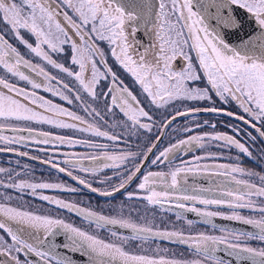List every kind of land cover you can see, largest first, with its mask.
<instances>
[{
	"label": "snow or ice",
	"instance_id": "1",
	"mask_svg": "<svg viewBox=\"0 0 264 264\" xmlns=\"http://www.w3.org/2000/svg\"><path fill=\"white\" fill-rule=\"evenodd\" d=\"M141 31L150 44L136 52L130 37ZM178 58L184 61L179 70ZM202 113L222 117L229 131H216V123L198 119ZM118 114L123 119L109 125L108 118ZM180 119H190L192 126L173 129ZM205 126L213 131L160 147L167 130L179 137ZM133 137L137 150L129 143ZM257 141L264 144V0H0V153L27 157L17 146H51L42 163L91 193L113 199L122 194L145 204L143 212L131 208L125 215L120 208L106 215L39 194L90 226L107 229L111 239L106 240L57 216L12 206V197L0 193V264H32L21 254L34 255L40 264H73L49 240L60 233L66 237L61 247L79 252L87 264H232L216 255L221 249L237 264H264V172L241 162L256 159L250 148ZM61 146L92 151L60 153L66 158L58 161ZM201 149L202 155L186 158ZM224 149L236 150L231 162H219ZM260 153L264 159V148ZM150 166L158 170L144 171ZM105 169L119 182L105 176L99 183L107 187H94L88 177L95 179ZM0 173L8 177L0 187L18 193L80 191L16 180L21 173L14 169L0 167ZM190 176H208L210 186L189 183ZM137 180L135 190L128 191ZM165 205L180 210L177 220L194 213L220 234L156 223L149 208L154 212ZM216 218L248 227L217 225ZM193 224L187 220L189 229ZM162 242L184 245L195 258H179L159 247Z\"/></svg>",
	"mask_w": 264,
	"mask_h": 264
},
{
	"label": "flooded vegetation",
	"instance_id": "2",
	"mask_svg": "<svg viewBox=\"0 0 264 264\" xmlns=\"http://www.w3.org/2000/svg\"><path fill=\"white\" fill-rule=\"evenodd\" d=\"M130 40H132L133 42V47L135 49L136 52H142L144 47L148 46L150 44V37L147 33L141 31L140 33H138L135 37H130ZM138 42V43H137ZM191 55L194 57L195 54L191 53ZM184 66V61L182 58H178L176 61H174V67L179 70L181 67ZM126 83L131 84V80L130 78H126L125 79ZM103 86V82L101 87ZM42 95H45L48 98H51L54 100V102L56 103H60L63 104L66 107H70L72 108V106H68L66 104V102L60 101L58 97H51L50 94L48 93H41ZM190 104L195 103V102H188ZM199 106H205V102H201ZM219 106V105H218ZM100 107H103V104L101 103ZM232 110H235L234 108ZM118 113V110H116ZM83 114V113H81ZM123 119L122 114H118L116 116L110 117L108 118L109 121V125L114 124V123H119L121 120ZM198 119L200 120H209L210 123H216L217 124V129L216 131H220V132H228L229 130L223 126V124L221 123V120L223 119L222 117L219 116H214L212 114H207V113H202L200 114V116L198 117ZM189 126L191 127V120H184V119H180L178 120L175 124H173L172 128L173 129H182L183 126ZM49 130V128H47ZM44 129V130H47ZM106 130L109 131H115L118 134L121 133V129L120 128H107ZM57 132H63L65 134H71V130H55ZM213 130L211 129V127L209 126H205L203 129H196L194 132L192 133H183L181 131V133L179 134V137H177V133L173 130H167V135L164 136L163 138V142L160 145L161 148L166 147L169 143V141L171 142H175L176 138H185L186 135H195L198 134L200 132H212ZM5 134H9L10 133H5ZM254 135H257L255 132L253 133ZM77 136H79V133H76ZM101 142H105L107 143V141H101ZM129 143L132 146L133 150H137V145L135 144V137H133L132 141H129ZM121 147H124L123 144L120 145ZM19 148L20 151H27L29 153V156L27 157H21L16 155L15 153H0V165H3L4 163L11 160H19L22 162H26L27 164H31V165H37V166H41L43 168L46 169L47 172V177L48 176H56L59 177L61 182L60 184H65L69 187H77L80 189V191H78L77 193H70V192H66V191H60V190H52V189H44L43 191V195H48L50 197H54L52 196L53 193H57L59 194L60 197H56L57 199H62L64 201L67 202H73L78 204L81 207L84 208H89L91 210H94L96 212H102L103 214L106 215H113L114 212L119 211L120 208H123L125 213L128 212L129 207H133L136 208L140 211H144L145 208V204L142 201L139 200H134V201H127L126 200V196L122 195V194H117L115 199H113L112 197H102L99 196L98 194L95 193H91L88 189L83 188V186L78 185L76 181H73L70 177L66 176L63 173H59L57 172L55 169H52L50 167V165L48 164H44L42 163L43 160L48 158V155L52 154V148L51 146H44V145H29L28 147H21V146H17ZM40 147H46L49 149L48 153L45 152H40L37 149ZM264 148V144H260L259 141H257L256 145H252L250 150L253 151L254 156L256 157L255 160L252 159H248L246 157H242V165L245 168H250L253 169L255 171H262L264 172V159L260 158V149ZM211 151H218V149L215 146H212L210 148ZM86 151H92L90 149H85L83 147H76V148H69L67 146H61L57 152H56V159L58 161H62L63 159H65L66 157L63 155H60V153H71V152H86ZM236 150L233 149L231 152H229L227 149H224L222 152V159L219 161L221 163H228L231 162L229 160V157H233L235 155ZM204 153V150H195L193 153L189 154L188 157L186 158H191V155H202ZM35 156L38 157V159H31L30 157ZM6 160L4 161L3 159ZM14 160V161H15ZM178 162V161H177ZM87 163V162H85ZM4 166V165H3ZM61 166H64L63 164ZM19 167V165H18ZM162 167V166H161ZM147 170H158L155 166H150L146 169H144V171ZM74 174L76 175H83V173H79L78 170H74ZM105 176H109L113 178V183H118V178L116 176H114L113 170L112 169H105L102 173L99 174V176L95 179H93L91 176L88 177V179H90L93 183L94 187H107V185H101L99 183L100 180L104 179ZM3 177V176H2ZM8 178L7 175L5 174V176L3 177V179ZM0 179L2 180V178L0 177ZM216 178H211V180H215ZM6 180V179H5ZM8 182V180H7ZM47 183H53L51 181V178H47ZM64 182V183H63ZM139 183V181H135L128 189V191H133L135 190L136 184ZM189 183H196V184H202L205 187L210 186V178L208 176H198V177H189ZM1 189H4V193L5 195H9L12 197V200L9 201V203L12 206L15 207H22L25 208L26 205H19L18 203L22 200L25 201L27 203H30V205H33V202H31V199H35V197H31L29 198L31 195V193L29 192L28 195H23V196H18L19 193L16 191H12L13 189H5L3 187H0V192L2 191ZM2 193V192H1ZM3 193V194H4ZM68 195H73L72 200H69L67 198ZM3 202V201H0ZM46 204H48L49 206H53L54 208H57L55 205L49 204L46 201ZM60 212H61V216L63 217L62 219H64L66 222L73 224L75 227L81 228L84 231H87L89 233L98 235L100 238L106 239V240H110L111 236H110V232L107 229H97L95 227V225H89V223L84 220L82 217L76 215L75 213H70L65 209H59L57 208ZM113 209H116V211H113ZM179 209H175L174 207H170L168 205H165L164 209H160L157 208L155 209V211L153 212L150 208H149V216L151 217L152 215H155L156 218V223H160L161 221H163V218L166 217L170 220H173L172 222L174 223V221L176 223H178V221H184L187 222L188 219L185 216V219L182 220H177L176 218V212H179ZM111 212L113 214H111ZM244 213H247V211H245ZM186 214V213H185ZM184 214V215H185ZM174 218V219H171ZM219 219V218H216ZM169 220V221H170ZM193 220V219H191ZM195 225L201 226L204 229L208 230V231H214L213 234H218L217 230L212 229L210 226L208 225H204L202 223H200L199 221L193 220ZM233 222V221H232ZM238 223V222H236ZM173 225V224H172ZM171 225V226H172ZM174 225H177L174 223ZM164 226V224L162 225ZM192 226V227H193ZM174 227V226H173ZM171 228V227H169ZM186 230V229H185ZM123 231V230H120ZM189 231V230H186ZM3 234V233H1ZM49 240L57 245V251L60 252L62 255H68L70 256V258L73 261V264H87V258L83 257L79 252H67L65 249H63L61 247V245L65 242L66 237L63 233H60L54 237H49ZM163 243V242H162ZM170 245H174L168 242H164ZM180 247L186 248L184 245H178ZM21 257L23 260H28L27 257L32 258L35 262H38L40 264L39 258L35 257L32 254H29L28 256H25L24 254H21ZM29 261V260H28ZM33 264V263H32Z\"/></svg>",
	"mask_w": 264,
	"mask_h": 264
},
{
	"label": "rangeland",
	"instance_id": "3",
	"mask_svg": "<svg viewBox=\"0 0 264 264\" xmlns=\"http://www.w3.org/2000/svg\"><path fill=\"white\" fill-rule=\"evenodd\" d=\"M37 127H40V126H37ZM44 129H47L48 126H43ZM48 130V129H47ZM4 161L6 160L3 159ZM15 160V159H14ZM11 160V161H8L6 163H4L3 165H0V167H3V168H6V169H14L16 172H19L21 173L20 176L18 177H14L16 180H20V179H26V180H29L30 182H46L47 181V178H51V181L53 183H60L61 180L59 177H56V176H48L47 177V172L45 168L41 167V166H37V165H31V164H27L26 162H22V161H19V160ZM18 162V163H17ZM19 165V167H18ZM27 165V170H25L24 166ZM5 176V174L3 173H0V177L2 178L3 181L7 182L8 178H5L3 179V177ZM1 180V179H0ZM64 183V182H63ZM2 193H4V189H1ZM12 191H15V190H12ZM43 191L44 190H39V193L37 196H30L29 198L31 197H35V199H31V202H33V205H30V203H27L25 201H20L18 204L19 205H23L25 204L26 207L24 209H27V210H30V211H33V212H36L37 214H41V215H53V216H57L59 218H63L61 216V212L57 209V208H54L53 206H49L48 204H46V201H43L41 199H39V194H43ZM0 192V193H1ZM30 191H25L23 193H19L18 196H23V195H28ZM31 193V192H30ZM5 194V193H4ZM52 196H54L55 198L56 197H60L59 194L57 193H53ZM67 198L69 200H72L73 198V195H68ZM133 207H129V209H131ZM117 212V211H116ZM116 212H114V214L111 212V214L115 215ZM142 212V211H141ZM245 215H248V213H243ZM125 215H127V212L125 213ZM171 219H174V218H171ZM166 217L163 218V224L164 226H167V227H176V228H182L183 230H191L193 232H209L211 234L214 233V231H208L206 229H204L203 227L201 226H198V225H195L193 227H191V229H189V226L187 225V222H184V221H178V223H176L174 221L175 224L177 225H174V223L172 222L173 220H170ZM173 224V225H172ZM172 225V226H171ZM185 230V231H186ZM218 234L216 235H219L220 233L217 232ZM1 234V233H0ZM253 246H258L256 242H253ZM153 248L156 247L155 244L152 245ZM159 247L161 248H168L170 249L172 252H175L176 255L179 257V258H182V259H194L195 257L186 249V248H183V247H180L176 244H174L173 246L170 245V244H167V243H160ZM135 249V244H131L130 245V250H134ZM161 254H164V253H161ZM22 259V257H21ZM23 260V259H22Z\"/></svg>",
	"mask_w": 264,
	"mask_h": 264
},
{
	"label": "water",
	"instance_id": "4",
	"mask_svg": "<svg viewBox=\"0 0 264 264\" xmlns=\"http://www.w3.org/2000/svg\"><path fill=\"white\" fill-rule=\"evenodd\" d=\"M185 216L187 218H190V219H193V220H196V221H199V218L194 214V213H186ZM215 223L217 225H226V226H229V227H234L238 230H243L244 228H247L248 226H242L240 225L239 223H236V222H232V221H227V220H222V219H215ZM249 230H251L249 228ZM217 256H222L224 257L225 259H232V264H237V261L235 260V258H229L226 256V254L223 252V250L221 249L220 251H218L216 253ZM27 259H29L33 264H39L38 262H35L32 258L30 257H27ZM239 264H245V262H239Z\"/></svg>",
	"mask_w": 264,
	"mask_h": 264
}]
</instances>
